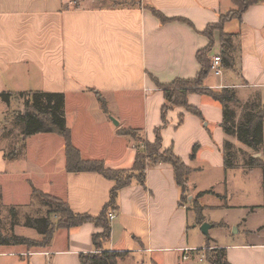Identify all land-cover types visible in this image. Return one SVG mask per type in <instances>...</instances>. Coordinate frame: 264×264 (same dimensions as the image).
Segmentation results:
<instances>
[{
    "label": "crops",
    "instance_id": "obj_1",
    "mask_svg": "<svg viewBox=\"0 0 264 264\" xmlns=\"http://www.w3.org/2000/svg\"><path fill=\"white\" fill-rule=\"evenodd\" d=\"M73 1L0 0V94H12L9 102L0 95L1 230L42 238L28 222L7 218L10 209L23 216L27 209L28 219L36 211L42 212L40 218L48 215L34 188L93 217L111 200L113 180L96 172H68L61 135L24 134L18 118L25 108L22 94L62 92L67 126L84 159L104 161L114 171L131 170L145 146L121 130L139 129L155 142L160 129L162 149H172L192 169L188 185L203 208L200 224L191 201L181 202L169 163L148 160L145 183L135 179L119 189L111 238L102 243L104 250L122 253L115 264H211L209 245L224 248L231 264H264V169L247 165L251 157L264 162V135L258 152L229 135L221 102L198 92L189 93L188 100L202 116L174 106L164 125L162 111L166 96L160 84L199 75L197 54L211 44L205 32L234 8L233 1L82 0L80 6ZM213 40L209 59L220 53L223 72L211 70L203 85L233 89L241 104H264V3L225 22ZM235 113L238 120L241 110ZM228 153L234 159L231 168ZM213 210L222 211L218 221L208 217ZM53 217L59 219L54 214L53 222ZM205 222L211 224L208 235L215 227L220 231L206 244ZM102 230L89 221L56 229L45 247L1 244L0 264H81L82 253L99 252L94 236Z\"/></svg>",
    "mask_w": 264,
    "mask_h": 264
},
{
    "label": "trees",
    "instance_id": "obj_2",
    "mask_svg": "<svg viewBox=\"0 0 264 264\" xmlns=\"http://www.w3.org/2000/svg\"><path fill=\"white\" fill-rule=\"evenodd\" d=\"M234 8L229 13L222 15L219 22L210 24L205 34L211 40V44L201 49L197 54L198 60L202 65V71L195 79H177L171 85L160 86L164 89L166 96V103L162 111L164 115V125L167 124L166 113L174 108V106H184L187 111L192 112L198 116H202L201 112L189 104L188 94L191 92H198L206 94L216 101H220L223 105L224 121L223 128L229 135H237L238 139L245 145L258 152L263 145L264 135V104L259 103V100H253L246 104L244 117L242 121L236 123L235 110L231 108L232 102H239L236 93L233 89L225 88L222 90H213L206 88L203 81L211 71V60L209 59V51L214 45L213 35L216 29L223 30L225 22L233 18L240 19L246 9L252 5L264 3V0H232ZM150 10L157 15L163 22L169 21L157 9L150 8ZM225 34L222 33V38ZM225 56L227 54L223 53ZM228 58V59H227ZM226 59L230 61L228 56ZM98 94V93H97ZM4 101L9 102L12 94H0ZM100 95V93H99ZM24 97V113H19L18 118L24 123V134L26 136L35 135L42 132L58 133L64 139V147L66 149L67 170L73 172H96L108 177L115 182L113 191L111 193V200L102 213L93 217L91 215L79 214L73 212L67 202L58 199L47 193L40 192L36 188L34 192L38 193L43 199L46 206L49 208L48 215L43 218H29L28 224L36 228L42 235L41 239H29L19 235L5 234L0 228V245H16L24 244L31 247H45L52 239V235L56 229L60 227L73 228L89 221H95L103 230L94 236V245L99 252H90L81 254V264H115L118 258L122 255L121 252H111L104 250L102 243L111 238V220H109V213L117 207V197L119 189L132 184L133 180H138L145 183L147 161L151 164L161 162L169 163L173 166L176 183L181 188V202L188 203L191 194V188L188 185V177L191 174V167H188L183 159L174 153L172 149L163 150L161 131L158 129L155 142H150L141 135L139 129H123V134L132 136L137 142H141L145 147H139L136 156V162L131 170H110L106 168L105 162L93 159H84L79 148L75 147L72 141V133L67 126L65 118V98L62 92H48V91H30ZM100 98L102 99L101 95ZM103 105L106 108V102L102 99ZM230 143L226 144V150L229 151ZM197 146L194 148L192 157L195 156ZM227 157V166L233 165V157L230 153ZM248 167H262L264 169V162L260 158L251 157L247 163ZM1 197V193H0ZM192 209L195 212L197 223H202V210L197 198L191 199ZM59 217L58 222H53L50 217L52 215ZM226 251L224 248H211L210 245L206 252V259L211 264H231L225 258Z\"/></svg>",
    "mask_w": 264,
    "mask_h": 264
},
{
    "label": "rangeland",
    "instance_id": "obj_3",
    "mask_svg": "<svg viewBox=\"0 0 264 264\" xmlns=\"http://www.w3.org/2000/svg\"><path fill=\"white\" fill-rule=\"evenodd\" d=\"M258 96V95H257ZM249 102H251V101H249ZM248 103V102H247ZM231 108L232 109H234V110H237V109H239V110H241V113H242V116L238 119V120H236V123L237 124H239L241 121H242V119H243V117H244V111L246 110V104H241V103H239V102H232V104H231ZM237 119V118H236ZM1 110H0V123H1ZM264 148V147H263ZM235 149V148H234ZM234 149H233V151H234ZM236 150V149H235ZM264 150V149H263ZM229 168H231V167H229ZM254 187L255 186H252V188L254 189ZM23 202L25 201L26 202V199H25V197H24V200H22ZM24 202V203H25ZM40 202H43V199L41 198L40 199ZM186 203V202H185ZM38 204H39V202H36V204H32L31 206H29V210H34V208H35V206L37 205L38 206ZM32 207H34V208H32ZM36 208H38V207H36ZM28 210L27 209H25V213H24V216H23V214L22 213H14V211L12 210V209H10V211H9V213H8V219L11 221V222H15V221H18V222H24V223H27V221H28V218H27V215H26V212H27ZM42 212H38V211H36V212H33V213H31L30 214V218H40V215L39 214H41ZM209 213V215H208V217H212V219H214V220H219V219H221L222 218V211H217V210H213V211H209L208 212ZM54 221H56V222H58V220L59 219H57V218H55V217H53L52 218ZM35 229V228H34ZM34 229H32V231L33 232H36V230H34ZM233 230V229H232ZM32 231H30V232H32ZM38 231V230H37ZM212 232L208 235H206V242L204 243V244H206L207 243V241H212L213 240V238H211V237H215V238H217V236L220 234V231H218V229H217V227H215L214 229H212L211 230ZM28 234H30V233H28ZM211 236V237H210ZM201 264H206V263H203V262H201Z\"/></svg>",
    "mask_w": 264,
    "mask_h": 264
},
{
    "label": "built area",
    "instance_id": "obj_4",
    "mask_svg": "<svg viewBox=\"0 0 264 264\" xmlns=\"http://www.w3.org/2000/svg\"><path fill=\"white\" fill-rule=\"evenodd\" d=\"M75 6H80L82 5V0H74L72 2ZM222 62H223V57L220 53L216 54V56L213 57L211 60V70L217 75L221 74L223 72L222 69ZM109 220H112L116 217V213L113 211L109 213ZM191 251V249L186 248L185 252ZM184 259L188 258V255L185 253L183 256Z\"/></svg>",
    "mask_w": 264,
    "mask_h": 264
},
{
    "label": "water",
    "instance_id": "obj_5",
    "mask_svg": "<svg viewBox=\"0 0 264 264\" xmlns=\"http://www.w3.org/2000/svg\"><path fill=\"white\" fill-rule=\"evenodd\" d=\"M116 121V120H115ZM192 195L189 197V200L191 201ZM211 226L209 222H205L201 225V231L204 232L206 235L209 233L208 229Z\"/></svg>",
    "mask_w": 264,
    "mask_h": 264
}]
</instances>
